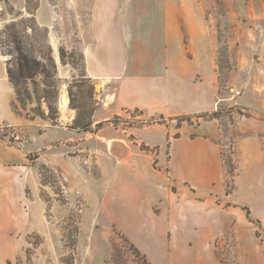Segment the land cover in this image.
I'll return each instance as SVG.
<instances>
[{
    "label": "rangeland",
    "instance_id": "obj_1",
    "mask_svg": "<svg viewBox=\"0 0 264 264\" xmlns=\"http://www.w3.org/2000/svg\"><path fill=\"white\" fill-rule=\"evenodd\" d=\"M91 2L0 0V32L14 23L12 31L23 50L38 61L45 58L51 75L46 84L40 76L26 82L32 96L26 110L14 101L21 116H33L31 110H41L45 116H36L35 125L26 121L25 126H0V138L8 145L33 146L26 157L32 185H37L43 204L41 232L25 236L17 254L1 253L0 264H143L117 226L103 215L95 217L99 191L107 172L116 167L156 168V148L150 154L144 152L147 148L140 140L162 142L161 134L168 130L177 136L182 130L214 135L223 162V191L215 203L195 201L193 205L194 212L208 220V236L203 237L196 224L192 234L184 228V237L190 238H181L188 246L175 264H264V157L255 155L264 154V0H178L183 8H204L210 35L191 44L185 40L178 51L184 57L175 65L189 72L194 85L207 83L214 97L211 112L172 119L150 118L138 109L117 111L109 97L115 83L86 77L81 48L83 42H91L85 29ZM6 44L0 35V74L9 58L2 53L13 49ZM48 57L53 58L55 71ZM123 65L131 71L141 64ZM236 91L240 94L235 95ZM44 92L55 123L47 118ZM157 122L163 126L144 133V128ZM251 137H259L262 146L246 143L242 152L240 141ZM2 172L0 182L4 183L12 175ZM31 191L26 189L28 199ZM177 206L180 216V202ZM42 233L53 241L45 242ZM148 256L150 264H172L163 255Z\"/></svg>",
    "mask_w": 264,
    "mask_h": 264
},
{
    "label": "crops",
    "instance_id": "obj_2",
    "mask_svg": "<svg viewBox=\"0 0 264 264\" xmlns=\"http://www.w3.org/2000/svg\"><path fill=\"white\" fill-rule=\"evenodd\" d=\"M139 1L92 0L85 28L91 42H83L81 48L86 77L96 82L104 80L107 85L115 83L109 97L117 111L138 109L150 118L159 115L168 119L211 112L214 95L209 85H194L189 72L175 65L184 57L178 51L185 46V40L191 44L195 38L210 35L204 8H183L178 0ZM123 63L141 65L130 71ZM148 63L170 65L153 67ZM14 101L15 91L3 67L0 126H25L26 121L35 125V118L15 112ZM162 126L151 125L143 131L156 132ZM161 135L159 143L140 140L147 148L144 152L150 154L151 148H156V168L116 167L107 172L95 217L103 215L112 226H117L149 260L148 255L155 253L175 264L182 260L180 255L188 246V242L181 240L190 238L184 237V228L192 234L196 224L203 237L208 236V220L203 213H195L193 205L195 201L215 203L214 198L223 191V162L212 134L194 135L191 130H182L175 137L168 130ZM246 143L254 148L263 144L259 137L243 139L242 152ZM31 151L32 145H8L0 138V173L5 170L12 175L9 181L0 182V254H17L25 236L41 232L38 226L43 204L37 185H32L34 180L26 157ZM27 188L32 189L29 199ZM178 202L182 207L180 216ZM42 235L45 242L53 241L49 234Z\"/></svg>",
    "mask_w": 264,
    "mask_h": 264
},
{
    "label": "trees",
    "instance_id": "obj_3",
    "mask_svg": "<svg viewBox=\"0 0 264 264\" xmlns=\"http://www.w3.org/2000/svg\"><path fill=\"white\" fill-rule=\"evenodd\" d=\"M15 27V24L12 23L9 26H6L2 32H0V35H3V37L8 41L9 45L6 44V47H12L13 49L4 50L3 56H9V58L6 60V74L9 83L12 85L15 91V100L17 104H20L22 106L23 110H26L27 104L32 102V96L28 92L26 88V82L29 80H35L37 76L42 77L44 84H46L47 79L51 77L49 74V70L47 69V66L45 64L46 60L45 58H42V61L36 60L33 56L28 55L22 48L20 40L16 37L15 34H13V29ZM64 58V51H60V59L63 60ZM47 61L50 62V68L52 70H56L55 63L53 61V58L48 57ZM42 98L46 101L47 98V92H44ZM16 103L13 104V109L15 112L17 111V105ZM47 104L48 108V119L50 122L55 123L56 117L53 114V108L50 106L49 102H45ZM33 116L29 117L28 114H26L30 119H34L37 117H44L45 113L41 110L33 111ZM200 118V116H197ZM181 118V117H180ZM157 124H160L157 122ZM101 123L97 124V126H100ZM89 126V125H88ZM175 137H177L175 135ZM131 247H134L131 244ZM133 251L136 253V255L142 259L143 264H150L145 256L141 254L137 248H133ZM113 255V259H114Z\"/></svg>",
    "mask_w": 264,
    "mask_h": 264
},
{
    "label": "built area",
    "instance_id": "obj_4",
    "mask_svg": "<svg viewBox=\"0 0 264 264\" xmlns=\"http://www.w3.org/2000/svg\"><path fill=\"white\" fill-rule=\"evenodd\" d=\"M233 92V91H232ZM240 94V92L239 91H236L235 92V95H239ZM13 138L16 140V141H19V136H14V134H13Z\"/></svg>",
    "mask_w": 264,
    "mask_h": 264
}]
</instances>
